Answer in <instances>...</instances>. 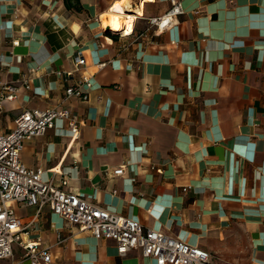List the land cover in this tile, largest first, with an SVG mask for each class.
<instances>
[{"label":"crops","instance_id":"crops-1","mask_svg":"<svg viewBox=\"0 0 264 264\" xmlns=\"http://www.w3.org/2000/svg\"><path fill=\"white\" fill-rule=\"evenodd\" d=\"M177 1L183 14L161 31L148 20L169 0H0V80L19 87L1 103L0 134L23 110L62 103L64 87L87 76L88 99L62 104L80 120L78 137L57 122L24 142L21 161L208 252L212 264H264V0ZM115 4L136 17L124 38L102 22ZM57 70L71 73L66 84ZM119 166L123 175H112ZM9 206L32 224L21 239L47 250L49 264H156L139 251L119 255L112 240L48 208ZM21 256L14 244L0 264H29Z\"/></svg>","mask_w":264,"mask_h":264},{"label":"built area","instance_id":"built-area-1","mask_svg":"<svg viewBox=\"0 0 264 264\" xmlns=\"http://www.w3.org/2000/svg\"><path fill=\"white\" fill-rule=\"evenodd\" d=\"M169 9L161 16L150 18L149 26L164 30L173 19L183 14L181 3L169 0ZM111 13H118L113 7ZM126 19L128 14L122 12ZM129 32L120 31L119 36L124 38L133 32L132 16ZM112 31V30H110ZM12 41V45H17ZM77 67L85 65V58L81 51L74 57ZM106 63H99L104 67ZM54 74L65 84L71 73L57 70ZM23 85L28 88V80L22 79ZM93 89L91 78L80 77L73 85L64 87L62 103L46 109L23 110L14 120V127L6 134H0V261L12 256L13 245L17 244L22 250L21 261L29 264H49L51 255L47 250L38 248L31 241H23L20 234L28 235L31 223L23 225L10 208L11 202L22 206L33 207L38 212L48 208L67 222L76 225L80 232H89L93 238L112 240L116 245L117 253L121 256L130 251H139L142 257L152 258L156 264H212L208 252L170 237L163 232L143 228L135 219L125 217L109 211L107 208L88 202L76 193L68 192L56 186L53 177L47 181L41 178L42 170L28 168L20 159L24 142L43 136L54 128L57 122H63L70 132L71 140H75L80 132V120L62 104L69 98L88 99V93ZM19 87L7 81L0 80V107L3 101H13L17 98ZM154 170V167H151ZM51 173L54 174L53 170ZM114 176L124 173V166L111 171ZM68 184L67 179L61 181V186Z\"/></svg>","mask_w":264,"mask_h":264},{"label":"bare ground","instance_id":"bare-ground-1","mask_svg":"<svg viewBox=\"0 0 264 264\" xmlns=\"http://www.w3.org/2000/svg\"><path fill=\"white\" fill-rule=\"evenodd\" d=\"M115 10H117L118 13H110L107 17H105L102 22L103 25L110 27L112 31H122L125 30L126 32H129L131 29V20L133 17L130 15L129 19H126L123 15H119L123 8L119 6V4H115L113 7ZM136 13L141 14L140 10H135Z\"/></svg>","mask_w":264,"mask_h":264},{"label":"water","instance_id":"water-1","mask_svg":"<svg viewBox=\"0 0 264 264\" xmlns=\"http://www.w3.org/2000/svg\"><path fill=\"white\" fill-rule=\"evenodd\" d=\"M105 30H107V31H110V30H111V28H110V27H107V26H105Z\"/></svg>","mask_w":264,"mask_h":264}]
</instances>
